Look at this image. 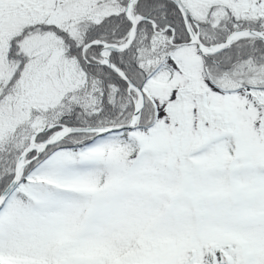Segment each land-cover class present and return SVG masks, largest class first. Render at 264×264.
<instances>
[{
    "label": "snow or ice",
    "instance_id": "6c2138e0",
    "mask_svg": "<svg viewBox=\"0 0 264 264\" xmlns=\"http://www.w3.org/2000/svg\"><path fill=\"white\" fill-rule=\"evenodd\" d=\"M0 264H264V0H0Z\"/></svg>",
    "mask_w": 264,
    "mask_h": 264
}]
</instances>
